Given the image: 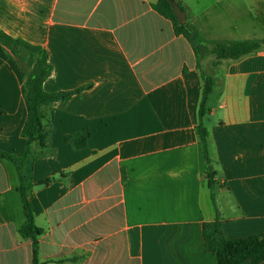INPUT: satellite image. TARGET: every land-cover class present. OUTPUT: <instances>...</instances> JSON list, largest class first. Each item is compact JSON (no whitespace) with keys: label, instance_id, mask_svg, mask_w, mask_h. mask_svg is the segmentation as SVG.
Returning a JSON list of instances; mask_svg holds the SVG:
<instances>
[{"label":"crops","instance_id":"1","mask_svg":"<svg viewBox=\"0 0 264 264\" xmlns=\"http://www.w3.org/2000/svg\"><path fill=\"white\" fill-rule=\"evenodd\" d=\"M179 1L208 42L264 40V0ZM157 2L0 0V29L47 52L43 90L86 87L49 107L55 154L25 168L40 264H217L204 223L219 219L228 240L264 234V48L201 61L220 77L206 117L212 198L195 132V54ZM26 116L23 77L0 49L1 151L22 152ZM77 134L87 145L75 151L64 139ZM18 187L0 159V264H32Z\"/></svg>","mask_w":264,"mask_h":264},{"label":"trees","instance_id":"2","mask_svg":"<svg viewBox=\"0 0 264 264\" xmlns=\"http://www.w3.org/2000/svg\"><path fill=\"white\" fill-rule=\"evenodd\" d=\"M185 12L179 0H174ZM154 11L161 17L169 20L176 36H182L191 46L195 58L196 68L202 80L201 97L197 110V125L195 128L197 140L202 147L205 170L204 176L211 197L215 193V176L207 145L206 117L209 112L208 99L220 77L208 75L202 69V59L211 57L216 60L237 61L243 57L258 53L264 48V40L246 41H214L204 40L198 32L188 23L179 24L170 7L169 0H158L153 6ZM0 49L17 68L23 77V95L27 106V116L21 129V137L25 146L21 153H7L0 150V159L10 162L15 168L25 222L19 230L22 239L32 241V264L38 262V237L42 231L38 229L33 220V208L30 202L32 189L25 175V168L32 162L53 156L55 151L49 147L51 127L46 122L47 110L54 103L66 104L73 95L79 94L86 87L68 91L48 93L43 90V83L51 75V66L45 49L32 45L20 38H13L0 29ZM71 150H81L86 147L85 137L69 135L64 139ZM52 180H45L38 185H47ZM204 250L216 257L217 264H261L264 262V234L252 235L242 239L228 240L224 237L221 222L215 219L202 225Z\"/></svg>","mask_w":264,"mask_h":264},{"label":"water","instance_id":"3","mask_svg":"<svg viewBox=\"0 0 264 264\" xmlns=\"http://www.w3.org/2000/svg\"><path fill=\"white\" fill-rule=\"evenodd\" d=\"M169 4L179 24L186 23V13L180 8V6L174 0H169Z\"/></svg>","mask_w":264,"mask_h":264},{"label":"rangeland","instance_id":"4","mask_svg":"<svg viewBox=\"0 0 264 264\" xmlns=\"http://www.w3.org/2000/svg\"><path fill=\"white\" fill-rule=\"evenodd\" d=\"M208 73H210V72H208ZM216 75V74H215Z\"/></svg>","mask_w":264,"mask_h":264}]
</instances>
